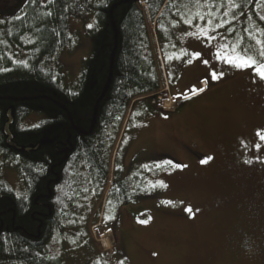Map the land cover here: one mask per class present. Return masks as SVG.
<instances>
[{"label": "rangeland", "instance_id": "1", "mask_svg": "<svg viewBox=\"0 0 264 264\" xmlns=\"http://www.w3.org/2000/svg\"><path fill=\"white\" fill-rule=\"evenodd\" d=\"M24 2L0 0V20L17 15ZM94 20L93 11L70 18L74 40L57 59L67 84L92 55L87 32ZM224 33L195 23L172 48L164 41L165 83L155 93L164 96L157 106L165 117H154L141 131L149 151L165 150L167 158L151 155L144 164L134 161L137 170L127 166L136 199L119 204L107 190L117 161L124 170L136 147L133 140L124 145L123 159L116 158V146L104 193L91 187L83 193L50 243L65 264H264V140L257 136L264 130V78L258 72L264 41L256 51ZM237 57L257 63L237 66ZM101 67L97 59L92 83ZM142 112L141 106L129 109L124 142ZM5 178L20 185L13 170L5 169Z\"/></svg>", "mask_w": 264, "mask_h": 264}, {"label": "trees", "instance_id": "2", "mask_svg": "<svg viewBox=\"0 0 264 264\" xmlns=\"http://www.w3.org/2000/svg\"><path fill=\"white\" fill-rule=\"evenodd\" d=\"M263 9L264 0H25L0 20V264H65L50 243L83 193H104L117 145L124 158L140 126L124 142L132 102L165 83L164 41L172 48L185 26L207 24L260 51ZM89 11L92 55L67 84L57 59L74 40L70 18ZM117 162L107 193L126 204L133 182Z\"/></svg>", "mask_w": 264, "mask_h": 264}, {"label": "flooded vegetation", "instance_id": "3", "mask_svg": "<svg viewBox=\"0 0 264 264\" xmlns=\"http://www.w3.org/2000/svg\"><path fill=\"white\" fill-rule=\"evenodd\" d=\"M139 100H141V101H139ZM163 100H164L163 94H159V93L158 94L157 93H151V94H148V95H145V96L137 98L134 107L135 106H139V107L141 106L142 109H143V112H142V114L140 116L141 119L138 122V125H140V126L136 129V132H135L134 137H133L132 145L134 143V146L136 147V151L134 150V152L130 156L131 163L129 165H127L126 158L125 159L123 158L124 159V170L122 168L123 164H120V168L123 170L122 171L123 175H121L123 179H127V178L130 179V176L129 177L127 176L128 169L129 168L131 169V166L133 164H134V166L136 165L135 162H134L136 159L143 161V162H141L142 164H144V162H145L144 159L149 157V156L152 157L151 155H155L159 159H163V160L165 159L166 160L167 156L165 155V150L159 151L156 154H153V153H151L149 151V149H151V148H149L147 146L149 148L148 149L143 144L145 138H143L144 136L142 135V131H141V128H140L142 126H145L146 123H148L154 117H158V118L159 117L160 118H164L165 117L166 111H164L163 109H161L160 107L157 106V102H163ZM154 105L157 107V109L153 108ZM127 166H128V169L126 168ZM133 169H136V166ZM135 179L136 180L139 179L138 174L135 176ZM133 185H134V182H133Z\"/></svg>", "mask_w": 264, "mask_h": 264}, {"label": "snow or ice", "instance_id": "4", "mask_svg": "<svg viewBox=\"0 0 264 264\" xmlns=\"http://www.w3.org/2000/svg\"><path fill=\"white\" fill-rule=\"evenodd\" d=\"M257 43H260V42L258 41ZM261 55H264V52H261ZM226 59H228L229 63H234V60L232 58H226ZM237 59L240 60V64H237V66H241V65L247 66L248 64H256L257 63L251 57H243V58L237 57ZM205 63H207V62H205ZM258 72H259L261 78H264V63H260L258 65ZM213 75L215 77V74H213ZM198 91H202V89H199ZM257 136H259L262 140H264V130H258ZM257 147L259 148L260 146L257 145ZM169 163H171V162H169ZM202 163H206V161H202ZM177 166L179 167V165H177ZM188 211H189V214L191 215L192 214L191 209H188Z\"/></svg>", "mask_w": 264, "mask_h": 264}]
</instances>
